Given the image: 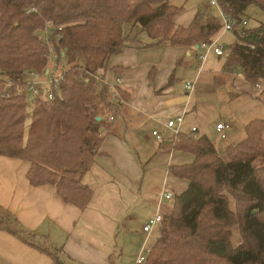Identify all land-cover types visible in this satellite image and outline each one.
<instances>
[{
    "label": "trees",
    "instance_id": "1",
    "mask_svg": "<svg viewBox=\"0 0 264 264\" xmlns=\"http://www.w3.org/2000/svg\"><path fill=\"white\" fill-rule=\"evenodd\" d=\"M218 3L236 21V43L218 57L227 53L222 71L239 73L250 90L256 89L264 82V26L251 31L240 24L249 6L264 12V0ZM180 11L168 0H0V156L28 162L32 186L52 185L64 203L85 210L92 190L82 179L109 133L108 118L127 99L120 89L119 98L112 97L92 76L111 72L112 57L129 43L139 44L138 34L124 33L126 25L146 35L145 48L190 49L213 42L221 31L215 19L176 27L173 19ZM46 33L55 51L66 54L60 90L50 101L40 96L28 102L12 88L3 99L4 83L20 85L26 75L47 70ZM245 136L225 148V159L205 135L194 139L179 132L171 138L172 150L191 155L193 162L168 168L187 188L162 210L158 237L144 264H264V121L250 122ZM234 227L240 236L235 248ZM11 233L29 243L27 235Z\"/></svg>",
    "mask_w": 264,
    "mask_h": 264
},
{
    "label": "crops",
    "instance_id": "2",
    "mask_svg": "<svg viewBox=\"0 0 264 264\" xmlns=\"http://www.w3.org/2000/svg\"><path fill=\"white\" fill-rule=\"evenodd\" d=\"M168 4L181 8L173 19L176 27L187 28L194 21L205 25L209 19L221 24L219 10L210 7L207 0H168ZM220 32L213 37V42L217 40V43L228 46L236 43L234 31ZM124 33L130 38L138 34L139 44L129 43L120 55L110 60L109 80L120 78L122 83L118 89L127 96L112 118L120 116L124 130L133 126L137 133L145 128L143 126H150L151 133L158 131L154 129L156 126L165 129L164 124L175 115H182L184 119L189 99L174 94L176 71L191 67L185 58H192L196 72L200 52L195 47L183 49L162 45L145 48L149 39L132 25H126ZM209 55L219 59L212 53ZM49 71L54 70L49 68ZM223 74L221 68V74L213 77L215 86L216 80L221 78L224 81L218 88L226 83ZM246 87V95L254 93L248 85ZM257 94L256 91L250 96ZM116 122L108 123L109 133L82 179V183L92 190L90 202L83 211L64 203L52 185L32 186L27 178L28 162L0 156V264H57L56 261L60 264H135L142 251L151 249L159 227L153 230L154 234L142 233L141 227L146 220L162 214V210L171 205L172 199L166 201L164 193H171L173 198L186 190L185 181L177 180L167 172L169 166L190 164L193 157L173 151L172 135L166 140L161 132L164 140L158 153L168 157L167 175L162 181L158 200H147L142 186L148 172L137 161ZM28 125L29 121L26 127ZM192 128L199 132L194 126L190 132ZM183 131L180 127V133L190 135ZM166 133L171 131L166 130ZM213 133L215 139H219L214 127ZM177 182H184V185L175 192ZM164 201L168 204L163 205ZM140 211L146 213L142 224H134L129 230L127 225H131ZM11 232L27 235L30 244ZM37 246L54 256L40 251Z\"/></svg>",
    "mask_w": 264,
    "mask_h": 264
},
{
    "label": "rangeland",
    "instance_id": "3",
    "mask_svg": "<svg viewBox=\"0 0 264 264\" xmlns=\"http://www.w3.org/2000/svg\"><path fill=\"white\" fill-rule=\"evenodd\" d=\"M242 19L247 22L246 30L252 31L260 26H264V12L255 6H249L244 12ZM214 42H217V40ZM222 46L224 50L228 48V45ZM209 54L206 55L202 71L198 75L194 70L195 62L193 59L185 58V61H189V64L192 66L185 69H177L174 94L189 99L188 113L183 119V125H180L182 130H184L183 132L190 133L191 127H197L199 130L196 133L197 137L207 136L215 146L219 156L225 159L224 149L229 145L237 144L245 139V127L250 122L255 120L264 121V82L259 84L260 88L253 89L252 91L254 93L256 91L259 93L262 91L261 99L258 97L255 98V96L251 97L254 93H251V96L244 93L248 91V88L241 75L237 72L233 75L224 73L222 77L225 78L226 83L223 87L218 88L217 86L223 85L224 81L220 79L216 82L217 86H215L213 77L221 74L222 64L227 58V53L221 59H217ZM63 69H67L65 65ZM187 82L194 84L191 92L184 90V85ZM243 88H246V90ZM114 120L117 121L116 125L118 128L123 130L121 135L124 136V140H126L137 161L141 162L143 168L148 172L147 180H145L142 186V193L147 197V200L157 201L162 191V181L165 175L168 174V172L167 174L165 173L168 157L162 153H158V150H161L162 143H158L151 136L152 129L150 126H143L145 128L137 133V131H133V126H129L124 130L123 120H121L120 116L115 117ZM218 123L227 125L225 140L215 139L213 127ZM154 129L160 133L162 132L166 140L172 135V133H166L163 127L156 126ZM191 162H193V159ZM183 185L184 182H177L175 192ZM228 200L230 209L235 212V201L229 196ZM162 204L166 205L168 203L164 201ZM145 214L144 211L138 212L136 219H133V222L131 225H127V228L130 230L134 224H139L140 226ZM151 233L154 234L155 232L153 231ZM239 244V232L237 227H234L231 230V245L235 248Z\"/></svg>",
    "mask_w": 264,
    "mask_h": 264
},
{
    "label": "built area",
    "instance_id": "4",
    "mask_svg": "<svg viewBox=\"0 0 264 264\" xmlns=\"http://www.w3.org/2000/svg\"><path fill=\"white\" fill-rule=\"evenodd\" d=\"M207 3L210 7H215L219 10V18L221 22V31L225 33H230L235 30L236 21L232 18V16L226 14L221 10L218 0H207ZM246 21H242L240 26H246ZM239 26V27H240ZM58 35H56V39H58ZM48 48V59H47V70L43 73H31L26 75L23 79V83L20 85H14L11 81L4 83V92L1 94L3 99L9 98V93L7 90L14 89L16 96H25L27 97L28 102H32L34 99L42 96L45 100H52L54 98V94L60 90V84L63 80L65 69L63 66L66 63V54L64 51L56 52L53 42L49 40L46 36L44 37ZM195 50L200 53L197 55V65L196 72L199 74L202 71L203 64L206 60V55L212 53L216 57H221L224 54V48L221 44L217 42L211 43H200L195 46ZM53 69V72L49 71ZM109 72L97 71L96 76H92L95 78L97 83L106 86L114 98H119V94L117 89L122 83L120 78H115L113 81L109 80ZM194 84L187 82L184 85V89L187 92H191L193 90ZM257 88H260L258 85ZM113 118L109 117L107 122H113ZM183 123L182 115H176L173 118H169L167 122L164 124L166 130L171 131L172 137L176 136L180 132V125ZM227 125L224 123H218L215 127V133L217 138L223 140L226 139V131ZM190 134L196 138V128H192ZM152 137L158 142H163V136L158 131H153L151 133ZM163 197L166 201H170L172 199L171 193H164ZM162 221L161 214H156L152 218H149L144 222L141 227V231L144 234H149L157 227H159ZM150 250L142 251V253L137 257L135 264H144L147 255H149Z\"/></svg>",
    "mask_w": 264,
    "mask_h": 264
},
{
    "label": "water",
    "instance_id": "5",
    "mask_svg": "<svg viewBox=\"0 0 264 264\" xmlns=\"http://www.w3.org/2000/svg\"><path fill=\"white\" fill-rule=\"evenodd\" d=\"M96 121H100V118H97ZM172 204V203H171Z\"/></svg>",
    "mask_w": 264,
    "mask_h": 264
}]
</instances>
